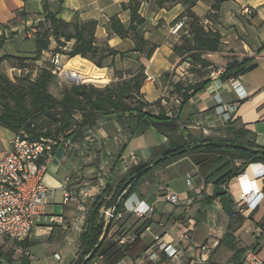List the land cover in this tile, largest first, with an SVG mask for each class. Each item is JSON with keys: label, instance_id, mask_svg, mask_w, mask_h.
<instances>
[{"label": "crops", "instance_id": "obj_1", "mask_svg": "<svg viewBox=\"0 0 264 264\" xmlns=\"http://www.w3.org/2000/svg\"><path fill=\"white\" fill-rule=\"evenodd\" d=\"M213 3L214 0H199L192 9L204 18ZM131 4H138L143 21L137 24L136 30H130L128 35L122 36L112 29V18H118L128 29L132 21ZM186 7L181 0L165 7L158 6L157 0H0V36H9V33L17 31L21 33L28 27L34 29L33 26L45 20L47 12L66 22H95L96 44L102 49L128 51L124 56L117 54L106 57L103 68L114 60L117 67L124 63L125 68L130 67L137 74L136 70L143 66L144 72L153 75L155 80L144 81L142 98L154 103L162 97L164 91L173 89L165 79L166 72H172V81L185 80L194 74L190 71L191 63H179L180 57L174 50L175 45L181 41L179 34L172 29ZM244 7L254 10L250 19L241 13ZM210 27L218 30L222 39L219 51L206 55L209 60L218 61L224 65L223 68L229 62L243 61L244 57L252 58L251 61H257L258 64L240 74L242 89L239 91L234 89L229 80H212L191 97L179 113L172 109L175 117L179 116V133L184 134L185 138L219 139L232 138L235 132L243 130L247 140L264 147V0H224L219 17ZM138 37H143L146 42L138 44ZM74 43V39L70 41V45ZM153 45L154 50L148 55ZM95 68L103 69L96 65ZM240 94L244 97L241 98ZM234 103L239 105L236 111L231 112L229 105ZM162 105L166 110L175 106L172 100ZM223 108L233 115V119L221 111ZM152 109L154 112L159 111L156 105ZM120 127L116 118L101 120L95 143L73 141L70 147L60 146L56 149L45 174V182L49 192L48 206L58 204L62 206L61 211H47L37 222L32 239L27 241L29 244L24 246L25 241L22 242V246L12 256L14 264H22L23 255L29 264H35L33 261L36 254L31 249L33 244L41 242L43 238L50 244L59 234L63 236V248L68 251L66 256L56 251L60 259L54 255V259L51 257L52 264H73L81 252V234L86 229L90 212L83 211L74 200L65 202L64 190L72 189L82 197L87 193L84 197L85 206L90 210L108 182L112 190H116L118 183L129 174L131 168L158 158L170 146L168 137L153 126L141 128L123 142L118 140V135L122 133ZM6 132L12 133L10 129L0 126V137L4 141ZM11 136L0 150V157L8 148ZM108 151L109 157L106 155ZM230 160L223 153L196 151L145 173L135 185L131 201L139 197L152 205L153 212L141 217L123 208L122 215L113 221L104 242L107 248L102 253L107 260L111 263L125 260L128 264H188L201 256L198 247L210 238L221 239L229 230L231 211L235 215L238 212L234 200L238 198L240 186L234 180L235 176L228 181L219 180L233 168L234 164ZM254 169L258 172L260 168ZM254 169L252 172H255ZM189 172H192L194 179L195 188L192 189L186 183ZM67 178H71L69 183L66 182ZM258 183L264 184V179ZM223 184L227 185L226 188ZM165 192L177 193L181 203L174 205L167 202L164 199ZM69 204L73 205V220L68 216ZM106 208L103 205L101 213ZM147 219L151 224L128 247L117 241L119 233L133 235ZM234 229L237 240L240 229L235 226V221ZM160 234L167 242L183 249L179 257L170 258L162 250L159 251L158 260L143 257L154 244L156 235ZM223 250L227 252V257L234 254L227 244L220 243L218 249L207 252L206 257L215 264L224 262V259L219 258Z\"/></svg>", "mask_w": 264, "mask_h": 264}, {"label": "trees", "instance_id": "obj_2", "mask_svg": "<svg viewBox=\"0 0 264 264\" xmlns=\"http://www.w3.org/2000/svg\"><path fill=\"white\" fill-rule=\"evenodd\" d=\"M180 0H157L160 7L172 5ZM186 4V10L177 18L178 20L187 16V29L189 34L183 35L181 42L175 45V52L179 55V63L188 61L191 63L190 71L200 76L195 82H187L185 80L172 81V72H166L165 77L169 78V83L173 86L172 93L178 94L179 104L167 109L162 105L164 99L167 103L170 101L166 98H160L154 103L143 100L141 88L144 84L146 73L144 67L140 66L137 74L131 75L130 78L119 81L115 84H107L105 86H96L94 84H78L72 83L70 87L65 88L62 98H57L50 90V85L56 78L52 69L48 66L43 67L36 78H26L21 82H14L6 75L0 76V126L6 127L15 133L25 132L33 139L58 138L63 135L71 141H78L82 136L84 129L88 127L98 126L101 120L115 117L122 128L130 133V137L134 136L141 128L155 127L162 134L168 137L170 146L161 152V156H167L160 162L153 164L154 160L140 163L131 168L129 174L124 177L117 185L116 190H112V185L108 182L102 192L96 197L93 207L88 215L86 229L81 234V252L73 264H90L93 258L102 252V247L112 228L113 221L110 222L109 231L104 238L103 244L98 251L86 260L88 254L99 242L102 237L107 222L101 213V207L112 206L115 203V197L121 190L124 183L130 176L135 178L121 192V199L117 201V208L123 211L124 201L132 194L135 185L143 175L153 168L177 160L178 158L188 155L196 151H213L233 156L235 160H241V164L237 166L234 160L229 162L234 164L233 168L226 172L219 180H230L236 176L252 162H264V153L260 151L247 150L233 146H219L208 144L203 147L187 149L194 143L206 141H227L245 144L254 148H264L258 146L255 142L247 140L245 131L238 130L232 138H185L184 134L179 133L180 124L179 116L175 117L173 110L180 112L191 97L196 95L206 85L212 81L210 76V66L214 65L206 55L219 51L222 34L205 24V19L215 20L219 17V11L224 0H214L211 9L203 17L198 16L192 9L199 0H181ZM132 10V21L128 29L124 27L122 22L116 18H112V29L122 35H128L130 30H136L137 24L143 21L139 14L138 4L130 5ZM45 22H50V28L45 29L42 33L36 35V51L40 54L43 50L49 48L51 44L50 37L53 36L59 44L64 45L65 41L75 40L72 50L69 52L71 56L81 55L90 57L97 66L103 67V61L110 55L120 54L124 56L128 51H119L112 48L102 49L95 42L94 28L96 23L89 22L87 24L66 22L57 18L55 14L47 12ZM62 41V42H61ZM143 37H138V44L145 43ZM60 45V46H61ZM153 45L148 55L154 50ZM137 49V48H136ZM108 50V52H106ZM60 47L55 48V52H61ZM99 56V58H97ZM252 58L244 57L243 61L238 60L229 62L221 74L222 80H228L231 77L239 76L253 69L258 63L251 61ZM114 63V60L112 61ZM158 106L159 111L154 112L152 106ZM172 113V114H170ZM80 114L81 120H77L76 116ZM36 118H43L46 126L37 123ZM80 140V139H79ZM159 155V156H160ZM157 156V157H159ZM109 197V199H107ZM231 222L229 230L220 239V243L227 244L234 251V260L241 261V257L245 252V247L238 246L236 236L234 234L235 214L231 211ZM116 220V219H115ZM151 222L147 219L137 228L133 234L132 241L124 244L128 247L140 235V232L148 227ZM120 234L117 241L120 240ZM29 244L24 242V246ZM108 250V249H107ZM106 250V251H107ZM106 251H104L106 253ZM0 264H14L12 256L3 252L0 247ZM22 264H29L26 256L22 257Z\"/></svg>", "mask_w": 264, "mask_h": 264}, {"label": "built area", "instance_id": "obj_3", "mask_svg": "<svg viewBox=\"0 0 264 264\" xmlns=\"http://www.w3.org/2000/svg\"><path fill=\"white\" fill-rule=\"evenodd\" d=\"M241 13L248 19L253 16L250 7L242 8ZM208 21L209 19H206L205 23ZM185 23V17L180 19L174 31L182 29ZM62 48L65 51H69L71 49L70 41ZM67 53L68 52L63 51L51 53L52 65L50 68L52 72L61 81L74 80L77 83L87 82L86 77L82 76L79 70L68 67L70 59L74 56L68 57ZM210 69L212 80H221L220 76L225 68H216L215 65H211ZM146 80L154 81L155 77L148 74ZM229 80L235 90L239 91L242 89L240 75L232 77ZM240 97L243 98L244 95L240 94ZM165 101L164 99V102ZM176 101L179 103V98ZM238 105V103L230 104L229 110L231 112L236 111ZM221 111L225 112L229 119H233V115L230 112H226L224 108L221 109ZM91 138L93 139V136H90V139ZM71 145L72 141L65 138L63 135L58 138L40 140L29 137L28 134L23 131L14 133L13 137L9 140L8 148L0 158L1 237H8L19 242L29 241L31 239L33 229L37 225V222L47 214L49 192L45 182V174L54 158L56 149L60 146L70 147ZM256 165L261 166V168L258 172L255 171V169V172H252L250 167ZM262 179H264V162H252L245 170L235 176L234 180H236L240 186L237 200L239 207L238 212H244L246 208L254 209L262 200L264 192H262L261 185L258 183L259 180ZM70 181L71 178L66 179L67 183ZM186 183L193 188V177H187ZM87 195L88 194L85 193L83 197L79 196L72 189L67 188L64 190V201L74 200L78 203V206L82 207V210L85 211L87 208L85 206L84 197ZM132 196L130 195V197L124 201V210L140 216H145L152 212L150 204L139 197L131 201ZM164 197L174 205H178L181 202L180 196L175 192H165ZM103 215L112 221L119 218L122 215V211H119L117 203H114L103 211ZM81 228L82 226H80V229ZM256 233L260 238H264V226H257ZM129 236L130 237H127V235L120 236L119 242L125 244L134 238V235ZM186 237L188 238V236ZM219 245L220 239H208L198 247L201 256L194 260L192 259L188 264H215L209 261L208 257H206V253L215 250ZM263 245L264 244H260L259 241L257 244L247 248L239 264H264V257L260 253V249ZM160 250L170 258H177L182 254L183 249L180 246L167 242L163 236L156 235L154 244L145 252L143 257L151 260H158ZM55 256L60 259L59 254L56 253ZM91 264L114 263L109 262L104 253H98L91 261ZM116 264L128 263L122 260Z\"/></svg>", "mask_w": 264, "mask_h": 264}, {"label": "rangeland", "instance_id": "obj_4", "mask_svg": "<svg viewBox=\"0 0 264 264\" xmlns=\"http://www.w3.org/2000/svg\"><path fill=\"white\" fill-rule=\"evenodd\" d=\"M251 10H252V15H254V10L252 8H251ZM185 18H186V23H187L189 18L187 16H185ZM206 19H208V18H206ZM213 21H214L213 18L209 19V21L205 24L210 27ZM186 23L182 29H180L178 31H173V32H177V34H179V36H180L179 40L180 41L182 40L181 37L183 35L189 34L187 29H185V28H188ZM176 24L173 26L172 30H174ZM33 27H34V29L28 27V28L24 29V32H21V33L19 31H17V32L9 33V36H6V35L0 36V76L6 75L9 79H11L14 82H21L22 80H24L26 78H33V79L36 78L37 75L41 72V69L43 67H46V66L51 67L52 62H51L50 55L53 52L55 53L56 47H60L63 52H68L67 53L68 57L71 56L69 52L72 50L73 46L70 45L71 49L69 51H65V50H63L62 47L66 46L68 44V41L61 39L64 41L63 43H65V45H61L58 43V41H56V39L53 36L50 37L51 44H50L49 48L46 50H43L40 54H38L36 51V49H37L36 48V35L39 32L42 33L45 29L50 28V22L42 21L38 25L33 26ZM83 58H87L93 64L96 65V63L90 57H83ZM97 58H99V56H97ZM212 63L216 66V68L217 67L223 68V66H224L223 64L219 63L218 61L212 62ZM95 65L94 66L92 65L94 68L92 73L94 74L95 81H87V82H85L86 84H94L96 86H102L103 87L107 84H115V83L122 81L124 79H128L134 73L132 68H130V67L125 68L124 63L118 64L119 67H117L114 63H111L110 65L107 64L108 67H105V68L102 67L103 69H97V68H95ZM137 72H139V71L136 70V73ZM147 75L148 74H146V78H147ZM55 77L56 78L53 80V82L50 85V90L57 98H62L64 91H65V88L70 87L72 83H77L74 80L61 81L57 76H55ZM146 78H145V81H146ZM199 78H200V76H198V74H193V75L188 76L187 79H185V81L195 82L196 80H199ZM165 79L167 82H169V78L165 77ZM78 84H84V83L78 82ZM166 96H169L166 99L172 100V103L175 106L179 104L178 101H176L178 99L179 95L172 93V90L168 89V90L164 91L161 98H165ZM0 110H1V104H0ZM76 118H77V120L82 119L80 114H78L76 116ZM113 118H115V117H113ZM36 119H37V121H36L37 123L40 122V125L46 126V122H44L43 118H36ZM105 120H107V119H105ZM97 130H98V126L85 128L82 136H80V138H79L80 140L77 139L78 140L77 142H83L84 141L85 144L95 143V137H96ZM120 130L122 132L121 133L122 135L121 134L118 135V140H122L124 142V140L129 138L130 133L128 130H126L122 127H120ZM10 131L12 133H10V132L5 133V141H4L3 137H0V150L6 145L5 143L8 141L9 136L12 135L11 137H13L15 132L12 130H10ZM90 136H93V139L91 138L92 140L90 139ZM11 137H10V139H11ZM73 141L74 140H72V142ZM5 150L3 151L1 157L3 156ZM223 153H225V152H223ZM106 155L109 157L110 152L109 151L106 152ZM227 156H229L230 159H233V156H231L229 154ZM203 161H204V159L201 162H203ZM234 163L237 166H239L241 164V160L235 159ZM108 165H110V164H108ZM107 170H108V166H106V171ZM105 176L107 177L108 175L106 174ZM189 176L193 177L192 172H189L186 175V180H187V177H189ZM193 182H194V179H193ZM226 186L227 185H223L224 188H226ZM260 187L262 189V192H264V184H261ZM193 188H195L194 184H193ZM190 189H192V187H190ZM132 195L133 194H131V196ZM120 199H121V196L119 195V198L117 201H119ZM164 199H165V197H164ZM228 200H229V197H228ZM237 200H238V198L237 199L235 198L234 201L236 202L237 211H238L239 207H238ZM167 202H169V201H167ZM151 207H152V205H151ZM60 208H62V206H60L58 204H51L48 206L47 211L51 210V211L57 212V211H61ZM67 211H68V216L70 218L72 217L71 220H73L75 215H74V209H73L72 204H69L67 206ZM85 211L90 212L91 209L89 210V208H87V210H85ZM152 212H153V207H152ZM151 213H149L148 215H145V216H149ZM141 217H143V216H141ZM239 218H240V221L238 220ZM243 219H245V220L242 221ZM105 220L107 223L109 221H111V219H107L106 217H105ZM256 223L264 226V197L262 198V200L257 204V206L254 209H251V208L247 209L246 208V210L244 212H237L235 215V226H237L238 229H240V235H239V238L237 239V243L240 246L245 247L247 249V248L253 246L254 244H257V242H259V241H260V244H264V238H260L258 235H256L257 234L256 228H257V226H259ZM120 234L121 233H119V235ZM254 235H256V238L254 237ZM32 236H33V232L31 235V239H32ZM160 236H163V235L160 234ZM127 237H130V236L127 235ZM1 238L2 237L0 236V247L2 248L3 252H5L7 255L14 256L17 249H19L18 247L22 246L21 245L22 242L10 239L8 237H3L4 239H1ZM130 241H132V240H129L128 242H130ZM48 243H49V241L48 240L45 241L43 238V240L41 242L33 244V248H31V249L36 254V259L33 261L35 264L36 263L52 264L51 257L53 258L56 251L61 253L63 256L64 255L66 256L68 250L63 248L65 243L63 241V236L61 234H59L50 244H48ZM30 246H32V244ZM106 248H107V244L105 243L104 246L102 247V249H106ZM216 250H211V252L216 251ZM99 253H102V252H99ZM260 253L264 257V245L260 249ZM19 256H20V254H19ZM233 256H234V254H233ZM233 256L227 257V252L224 250L221 251L219 253V258L224 259L223 260L224 262H220V263L221 264L235 263L236 261L234 260ZM242 258H243V255L241 257V260H242ZM116 263L117 262H115L114 264H116Z\"/></svg>", "mask_w": 264, "mask_h": 264}, {"label": "water", "instance_id": "obj_5", "mask_svg": "<svg viewBox=\"0 0 264 264\" xmlns=\"http://www.w3.org/2000/svg\"><path fill=\"white\" fill-rule=\"evenodd\" d=\"M215 144V145H219V146H233V147H239V148H243V149H247V150H253V151H260L262 153H264V148H254V147H250L247 146L245 144H240V143H236V142H227V141H221V140H217V141H206V142H198V143H194L192 144L190 147H188L187 149H192V148H197V147H203L206 146L208 144ZM167 156H161L157 159L154 160L153 164H156L158 162H160L162 159L166 158ZM135 178L134 176H130L128 178V180L124 183L122 189L120 190V192L116 195L115 197V203L117 202L119 195L121 194V192L123 191V189ZM110 222L109 221L105 227L104 233L102 235V237L100 238L99 242L96 244V246L92 249V251L88 254V256L86 257V260L90 259L91 257H93V255L98 251V249L101 247V245L103 244L104 238L106 237L109 228H110ZM0 259L2 260L3 258L0 256Z\"/></svg>", "mask_w": 264, "mask_h": 264}, {"label": "bare ground", "instance_id": "obj_6", "mask_svg": "<svg viewBox=\"0 0 264 264\" xmlns=\"http://www.w3.org/2000/svg\"><path fill=\"white\" fill-rule=\"evenodd\" d=\"M92 65L94 66L90 60L83 58L80 55L74 56L68 63V67L70 66L76 70H79L82 73V76L86 77L87 81H95L94 74L92 73L94 70ZM254 168H261V166H251L250 170H253Z\"/></svg>", "mask_w": 264, "mask_h": 264}]
</instances>
